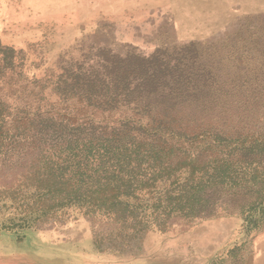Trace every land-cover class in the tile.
<instances>
[{
	"label": "trees",
	"instance_id": "trees-1",
	"mask_svg": "<svg viewBox=\"0 0 264 264\" xmlns=\"http://www.w3.org/2000/svg\"><path fill=\"white\" fill-rule=\"evenodd\" d=\"M106 59L74 63L47 88L26 77L23 51L0 42V198L25 214L23 228L79 211L164 231L174 218L213 216L221 189L255 196L263 221L264 133L228 121L239 104L228 96L243 89L156 55L153 72L141 57ZM51 96L71 113L45 110Z\"/></svg>",
	"mask_w": 264,
	"mask_h": 264
},
{
	"label": "rangeland",
	"instance_id": "rangeland-1",
	"mask_svg": "<svg viewBox=\"0 0 264 264\" xmlns=\"http://www.w3.org/2000/svg\"><path fill=\"white\" fill-rule=\"evenodd\" d=\"M0 42L23 51L26 77L47 88L74 63L99 69L106 58L136 56L153 72L156 55L202 83L242 88L228 96L239 103L228 121L264 133V0H0ZM46 99L45 110L71 113ZM233 193L215 192L211 217L141 232L79 211L23 228L25 214L0 198V264H264L256 197Z\"/></svg>",
	"mask_w": 264,
	"mask_h": 264
}]
</instances>
